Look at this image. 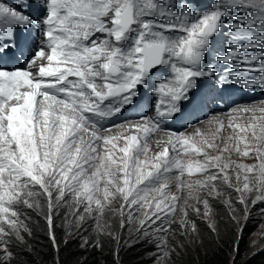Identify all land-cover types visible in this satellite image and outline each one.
Returning <instances> with one entry per match:
<instances>
[{
    "label": "snow or ice",
    "instance_id": "snow-or-ice-1",
    "mask_svg": "<svg viewBox=\"0 0 264 264\" xmlns=\"http://www.w3.org/2000/svg\"><path fill=\"white\" fill-rule=\"evenodd\" d=\"M233 86L264 92V0H0V264H17L12 244L31 234L21 206L50 229L64 209L119 246L111 213L154 245L153 264L183 248L173 225L196 233L189 210L208 218L219 200L237 224L257 204L264 214V103L171 130Z\"/></svg>",
    "mask_w": 264,
    "mask_h": 264
},
{
    "label": "trees",
    "instance_id": "trees-1",
    "mask_svg": "<svg viewBox=\"0 0 264 264\" xmlns=\"http://www.w3.org/2000/svg\"><path fill=\"white\" fill-rule=\"evenodd\" d=\"M20 219L27 224L31 234L24 233L23 242L12 244V250L17 254V264H56L57 255L60 264H112L116 252L122 264H150L149 256L154 247L147 243L128 246L120 237L122 242L118 246L117 241L108 236H101L97 241L93 232L88 241L90 245L99 243L100 247L82 248L83 240L69 234L70 227H66L67 221L61 212L54 217L55 226L52 229L43 213L23 206ZM224 226L215 231V236L206 230L197 239L184 241L183 248H178L168 264H264V254H255L254 247L236 232L235 226L226 229ZM53 233L59 247L58 253L51 239Z\"/></svg>",
    "mask_w": 264,
    "mask_h": 264
},
{
    "label": "rangeland",
    "instance_id": "rangeland-1",
    "mask_svg": "<svg viewBox=\"0 0 264 264\" xmlns=\"http://www.w3.org/2000/svg\"><path fill=\"white\" fill-rule=\"evenodd\" d=\"M257 51V50H256ZM230 114L229 113H223L221 115H218V119H226L227 116ZM207 128L209 127L208 122L206 123ZM120 129L115 128L113 129V133L119 132ZM193 129H190L189 131L185 132L187 134H190ZM108 134V133H105ZM165 134V133H164ZM165 137H158L157 139L163 140ZM152 148L154 151H158L159 149L156 148V146L153 144ZM233 200L235 201V197H233ZM191 203V202H190ZM260 205L257 204L256 207L252 210L251 215L247 220L243 219V211L238 214L240 217L239 224H237L235 221H233L232 216L234 215L223 203H221L219 200L212 202V215L208 218H205L203 215L197 216L195 213H193L191 210H189V219L194 221L196 224L197 231L196 233H192L188 236L182 235L181 230L178 227V224L173 225V229L175 231L174 236H169V241L171 244L177 245V244H183L184 241L188 240H195L198 238V236L201 233L206 232V230L209 232L213 233V236L215 231L221 226L225 225L226 228H230L231 225L235 226L237 229V233L242 236L243 239L249 240V243L254 247L255 249V254H264V214H261L259 211H255L257 207ZM22 207V206H21ZM237 208H240V205H236ZM204 209L203 206L201 205V212L203 213ZM65 212L66 210L62 209L61 210V215L64 216L65 219ZM72 217L68 216L67 218V223L65 224L66 227L69 228V232L72 233L73 235L79 236L82 240L86 237H88L93 233V227L91 225V222H88L85 224L82 228L76 229L72 227V225L69 223L72 221ZM105 219H107L108 223L111 225V228L109 229L113 235L115 236L116 234H119L121 238H123L125 241H128L129 244L133 243L134 239V228L135 225H132L130 227L133 228V231L130 232L128 230L129 226H126L124 229L120 228V223L119 217H114L112 216L111 213H109ZM214 225V229L209 226V224ZM85 228L87 229L85 231ZM154 247V245H153ZM179 247L176 248V251L178 250ZM154 251V248L153 250ZM150 264H153L154 258L150 255ZM171 261V260H170ZM169 261V262H170Z\"/></svg>",
    "mask_w": 264,
    "mask_h": 264
},
{
    "label": "bare ground",
    "instance_id": "bare-ground-1",
    "mask_svg": "<svg viewBox=\"0 0 264 264\" xmlns=\"http://www.w3.org/2000/svg\"><path fill=\"white\" fill-rule=\"evenodd\" d=\"M23 64V61L20 62ZM222 64H220L221 66ZM12 66H18L15 62H12ZM219 65H217V68ZM261 103H264V92L260 90H243L238 87H231L230 90L223 94L222 98L219 101L211 104L208 107L199 109V112L191 119L187 125L188 130L199 127L202 129H207L206 123L210 118H217L218 115L223 113H229L234 107H245V106H259ZM148 112L145 110L143 113ZM150 115L152 114L149 112ZM126 117H132L131 112L125 113ZM203 122V123H201ZM191 125V127H189ZM214 126V125H213ZM115 129V128H114ZM192 132H190L191 134ZM158 137H165L164 132H161L157 135Z\"/></svg>",
    "mask_w": 264,
    "mask_h": 264
}]
</instances>
